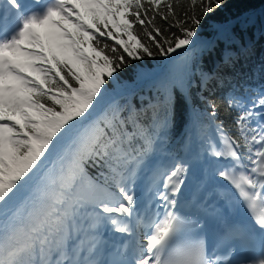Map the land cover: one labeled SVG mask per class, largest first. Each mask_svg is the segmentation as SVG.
Returning <instances> with one entry per match:
<instances>
[{"label":"snow or ice","instance_id":"1","mask_svg":"<svg viewBox=\"0 0 264 264\" xmlns=\"http://www.w3.org/2000/svg\"><path fill=\"white\" fill-rule=\"evenodd\" d=\"M2 6L0 264H264V85L202 96L222 77L200 68V30L225 0ZM145 58L154 102L109 98Z\"/></svg>","mask_w":264,"mask_h":264},{"label":"trees","instance_id":"2","mask_svg":"<svg viewBox=\"0 0 264 264\" xmlns=\"http://www.w3.org/2000/svg\"><path fill=\"white\" fill-rule=\"evenodd\" d=\"M184 5L188 0H181ZM200 42L211 44V50L200 59V68L208 73H218L221 80L208 82L202 92L203 98L224 105L225 95L229 90L242 95L249 102L264 85V0H225V6L208 19L200 30ZM231 57L232 63L227 61ZM111 80L108 97H121L117 102L131 104L137 109L154 102L156 96L155 79L158 71V59L145 58L133 62ZM138 70L144 72L138 77ZM153 75L146 81L145 75ZM193 103L202 106L201 100L194 97ZM188 106L178 102L177 129L178 137L186 117Z\"/></svg>","mask_w":264,"mask_h":264},{"label":"bare ground","instance_id":"3","mask_svg":"<svg viewBox=\"0 0 264 264\" xmlns=\"http://www.w3.org/2000/svg\"><path fill=\"white\" fill-rule=\"evenodd\" d=\"M30 1H32V0H26V3H29Z\"/></svg>","mask_w":264,"mask_h":264},{"label":"rangeland","instance_id":"4","mask_svg":"<svg viewBox=\"0 0 264 264\" xmlns=\"http://www.w3.org/2000/svg\"><path fill=\"white\" fill-rule=\"evenodd\" d=\"M147 78H148V79H151V77H149L148 75H147Z\"/></svg>","mask_w":264,"mask_h":264}]
</instances>
